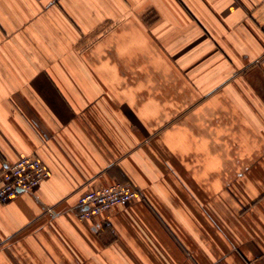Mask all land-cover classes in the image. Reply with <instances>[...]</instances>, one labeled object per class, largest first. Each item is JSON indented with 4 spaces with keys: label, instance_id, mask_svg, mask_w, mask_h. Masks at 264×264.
I'll use <instances>...</instances> for the list:
<instances>
[{
    "label": "crops",
    "instance_id": "1",
    "mask_svg": "<svg viewBox=\"0 0 264 264\" xmlns=\"http://www.w3.org/2000/svg\"><path fill=\"white\" fill-rule=\"evenodd\" d=\"M0 264H264V0H0ZM139 198L84 220L88 190Z\"/></svg>",
    "mask_w": 264,
    "mask_h": 264
},
{
    "label": "built area",
    "instance_id": "2",
    "mask_svg": "<svg viewBox=\"0 0 264 264\" xmlns=\"http://www.w3.org/2000/svg\"><path fill=\"white\" fill-rule=\"evenodd\" d=\"M50 175V169L37 156H24L15 163L7 164L0 172V199L4 202L13 200L37 188ZM138 198L139 191L132 183H113L94 188L79 198L78 215L88 220Z\"/></svg>",
    "mask_w": 264,
    "mask_h": 264
}]
</instances>
